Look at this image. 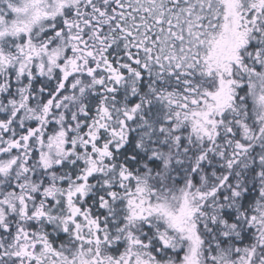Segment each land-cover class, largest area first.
Returning <instances> with one entry per match:
<instances>
[{"label":"snow or ice","instance_id":"snow-or-ice-1","mask_svg":"<svg viewBox=\"0 0 264 264\" xmlns=\"http://www.w3.org/2000/svg\"><path fill=\"white\" fill-rule=\"evenodd\" d=\"M0 264H264V0H0Z\"/></svg>","mask_w":264,"mask_h":264}]
</instances>
